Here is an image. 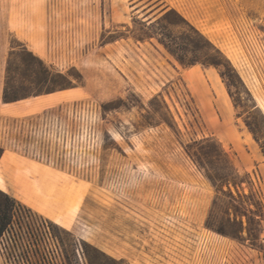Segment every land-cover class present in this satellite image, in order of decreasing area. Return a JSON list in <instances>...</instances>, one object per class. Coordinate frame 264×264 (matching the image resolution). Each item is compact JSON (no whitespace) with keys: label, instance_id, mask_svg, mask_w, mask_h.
<instances>
[{"label":"rangeland","instance_id":"rangeland-1","mask_svg":"<svg viewBox=\"0 0 264 264\" xmlns=\"http://www.w3.org/2000/svg\"><path fill=\"white\" fill-rule=\"evenodd\" d=\"M22 44L83 84L3 101ZM0 145V264H264V0H0Z\"/></svg>","mask_w":264,"mask_h":264},{"label":"trees","instance_id":"trees-1","mask_svg":"<svg viewBox=\"0 0 264 264\" xmlns=\"http://www.w3.org/2000/svg\"><path fill=\"white\" fill-rule=\"evenodd\" d=\"M147 21L153 23V18H149ZM212 47L214 46L212 45ZM168 49L173 53L171 48ZM217 51L219 52V50ZM177 59L181 65H188V62H185L181 57H178ZM205 63L208 65L217 64V62L212 59L207 60ZM24 81L28 84L29 88L23 90L21 88V82ZM82 84L83 75L80 72H78V76L73 80L65 73L56 69L52 64L47 63L32 51L27 50L26 46L22 44L21 47L13 46L7 56L2 99L5 102H9L19 99L20 97L51 93ZM3 151L4 148L0 145V157ZM208 177L212 182L214 181L210 176ZM230 181L231 180L228 178L221 180L220 190L223 189V185L229 187ZM2 195H4V199L0 201V238L12 222V217L15 214V204L19 206V209L22 207L23 209H28L30 211V208H26V206L21 204L18 200H11L3 193ZM256 216L260 215L256 214ZM45 221L47 222V220ZM51 237L59 240V237L56 234L51 233ZM253 247L259 248L257 246Z\"/></svg>","mask_w":264,"mask_h":264},{"label":"bare ground","instance_id":"bare-ground-1","mask_svg":"<svg viewBox=\"0 0 264 264\" xmlns=\"http://www.w3.org/2000/svg\"><path fill=\"white\" fill-rule=\"evenodd\" d=\"M197 69V68H196ZM189 76V75H188ZM207 77L209 79V81L211 82L213 88L221 93L223 96L227 95V92L225 91L224 87L222 86V84L220 83L218 77L216 74H214L213 72H209L207 74ZM192 78V77H191ZM191 81V80H190Z\"/></svg>","mask_w":264,"mask_h":264},{"label":"crops","instance_id":"crops-1","mask_svg":"<svg viewBox=\"0 0 264 264\" xmlns=\"http://www.w3.org/2000/svg\"><path fill=\"white\" fill-rule=\"evenodd\" d=\"M208 78V77H207ZM209 80V79H208ZM211 83V82H210ZM212 85V84H211ZM213 87V86H212ZM68 89H73V88H68ZM63 90H66V89H63ZM60 91V90H59ZM54 92H57V91H54ZM54 92H51V93H54ZM51 93H45V94H51ZM220 95H218V100H219V106H223V104H224V102H225V98H223V96H222V94L221 93H219ZM40 95H44V94H40ZM40 95H37V96H40ZM220 111H222V110H220ZM25 144L26 143H29V141H25L24 142ZM3 148H4V151H3V153H2V155H1V157H0V160H1V158H2V156H3V154H4V152H5V147L3 146V145H1ZM263 205H264V198H263ZM39 209L40 210H43V208L42 207H39Z\"/></svg>","mask_w":264,"mask_h":264}]
</instances>
